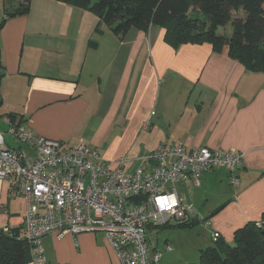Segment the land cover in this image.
Segmentation results:
<instances>
[{
  "label": "crops",
  "instance_id": "crops-1",
  "mask_svg": "<svg viewBox=\"0 0 264 264\" xmlns=\"http://www.w3.org/2000/svg\"><path fill=\"white\" fill-rule=\"evenodd\" d=\"M20 4L0 0V117L13 115L46 139L84 143L112 167L125 158L129 173L150 170L146 157L160 145L241 152L236 190L229 173L216 168L202 175L198 188L179 184L180 194L195 213L191 222L207 219V247L213 233L232 244L236 230L259 223L263 73L246 70L226 47L215 51L203 42L173 48L158 26L146 33L131 28L118 39L90 11L56 0H30L26 13L7 17ZM18 197L0 182L3 231L23 229L24 202L18 211L11 203ZM42 245L46 264H119L102 233H53Z\"/></svg>",
  "mask_w": 264,
  "mask_h": 264
},
{
  "label": "built area",
  "instance_id": "built-area-1",
  "mask_svg": "<svg viewBox=\"0 0 264 264\" xmlns=\"http://www.w3.org/2000/svg\"><path fill=\"white\" fill-rule=\"evenodd\" d=\"M2 121L7 131H0V182L8 183L9 195L23 199L28 264H46L42 240L53 233H102L119 264H158L161 253L150 251L147 230L190 223L195 215L176 184L198 188L203 174L223 168L231 188L239 186L236 173L244 155L233 149L160 145L146 157L150 170L129 173L125 158L112 167L84 143L69 146L34 135L7 117ZM4 135L29 152L8 146ZM197 219L209 226L207 219ZM218 239L213 233L212 241Z\"/></svg>",
  "mask_w": 264,
  "mask_h": 264
},
{
  "label": "trees",
  "instance_id": "trees-1",
  "mask_svg": "<svg viewBox=\"0 0 264 264\" xmlns=\"http://www.w3.org/2000/svg\"><path fill=\"white\" fill-rule=\"evenodd\" d=\"M19 1V8L7 17L27 12L30 0ZM56 1L90 11L118 39L131 28L146 33L158 26L164 29V40L173 48L203 42L210 43L215 51L226 47L228 56L246 70L264 74V0ZM3 117L22 124L13 115L2 116L1 120ZM22 237V228L0 229V264H28L30 247ZM216 244L200 250L195 264H264V212L259 223L250 222L236 230L232 244L220 237Z\"/></svg>",
  "mask_w": 264,
  "mask_h": 264
},
{
  "label": "rangeland",
  "instance_id": "rangeland-1",
  "mask_svg": "<svg viewBox=\"0 0 264 264\" xmlns=\"http://www.w3.org/2000/svg\"><path fill=\"white\" fill-rule=\"evenodd\" d=\"M228 31H230L229 28L226 29V32ZM0 131L4 134L7 131V127L2 121H0ZM4 139L8 146L14 148L19 146L24 152L27 151L25 147L15 143L7 135H4ZM180 187L179 184L175 185L178 194H184V190L180 189ZM21 199L19 197L11 199L14 211H18L23 205V199ZM204 233H207V231L199 222L193 225L170 223L164 227L148 229L146 237L149 249H155V251L161 253V259L158 264H195L199 261L201 248L206 249L217 246L216 242H212L210 239L212 245L207 247L203 241ZM166 243L172 248L171 252L164 251ZM201 243L204 245H201Z\"/></svg>",
  "mask_w": 264,
  "mask_h": 264
},
{
  "label": "water",
  "instance_id": "water-1",
  "mask_svg": "<svg viewBox=\"0 0 264 264\" xmlns=\"http://www.w3.org/2000/svg\"><path fill=\"white\" fill-rule=\"evenodd\" d=\"M3 74H4V73H3L2 71H0V77L3 76Z\"/></svg>",
  "mask_w": 264,
  "mask_h": 264
}]
</instances>
